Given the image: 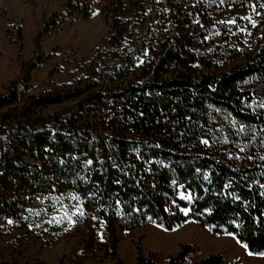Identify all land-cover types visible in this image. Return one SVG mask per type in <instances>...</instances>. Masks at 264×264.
<instances>
[{
  "label": "trees",
  "instance_id": "obj_1",
  "mask_svg": "<svg viewBox=\"0 0 264 264\" xmlns=\"http://www.w3.org/2000/svg\"><path fill=\"white\" fill-rule=\"evenodd\" d=\"M92 2L65 0L43 19L29 61L14 26L19 72L0 93V264H45L22 263L23 245L64 240L75 246L60 264H124L119 233L190 221L264 256V0H102L103 47L83 74L33 94L32 72L55 57L41 38L89 19ZM197 255L183 243L162 264H231ZM134 264L158 262L137 243Z\"/></svg>",
  "mask_w": 264,
  "mask_h": 264
},
{
  "label": "rangeland",
  "instance_id": "obj_2",
  "mask_svg": "<svg viewBox=\"0 0 264 264\" xmlns=\"http://www.w3.org/2000/svg\"><path fill=\"white\" fill-rule=\"evenodd\" d=\"M62 3L63 0H0V93L7 82L19 72V64L16 61L17 35L14 26L21 27L22 58L24 61H29L33 58V41L41 28L42 20L60 10ZM91 6L94 13L89 19L75 17L64 23L57 32L41 38L42 52L54 53L55 57L32 72L33 94L68 83L73 77L83 74L94 49L103 47L108 38L109 28L99 14L102 0H93ZM246 18L252 25L247 31L246 40H256L257 36L252 30L256 26V16L251 13ZM179 195L185 196L180 190ZM169 210L173 211L174 205L171 204ZM225 239L208 234L191 221L171 232L148 225L119 233L117 254L124 264H134L135 245L140 243L145 256L155 254L158 264H162L166 256L174 255L178 251V246L186 243L198 249V255L195 257V262H198L201 254L203 256L204 253L213 250L230 248V244ZM74 246V240H64L48 247L41 241L30 242L21 248L19 259L22 263L39 260L45 264H60L61 259L68 257ZM234 256L235 260H231V264H264V256L250 255L251 257L247 258L241 249ZM80 264H112V262L95 258L87 259Z\"/></svg>",
  "mask_w": 264,
  "mask_h": 264
},
{
  "label": "crops",
  "instance_id": "obj_3",
  "mask_svg": "<svg viewBox=\"0 0 264 264\" xmlns=\"http://www.w3.org/2000/svg\"><path fill=\"white\" fill-rule=\"evenodd\" d=\"M64 1L65 0H63V3H64ZM63 3H62V5H63ZM75 17H78V16H75ZM75 17H73V18H75ZM223 237L227 239V240L226 239L225 240L228 242V244H230V248H228L227 250H213V251H210V253H204L203 256L201 254V258L199 257V260H201V259H203L209 255L222 254L225 260H227V261L232 260L233 261V260H235L234 254L237 251H240V249L243 251L244 254H246L247 258H248V256L251 257L249 254H247V251L242 246H239L237 244L236 240L232 236H230V235L221 236V238H223Z\"/></svg>",
  "mask_w": 264,
  "mask_h": 264
},
{
  "label": "snow or ice",
  "instance_id": "obj_4",
  "mask_svg": "<svg viewBox=\"0 0 264 264\" xmlns=\"http://www.w3.org/2000/svg\"><path fill=\"white\" fill-rule=\"evenodd\" d=\"M261 107H264V104H261L260 105ZM89 163H91V161H89ZM207 178V177H206ZM182 211H184L185 213H187V209H182ZM80 215H83V212L81 211L80 213H79ZM9 223H12V221H9Z\"/></svg>",
  "mask_w": 264,
  "mask_h": 264
}]
</instances>
